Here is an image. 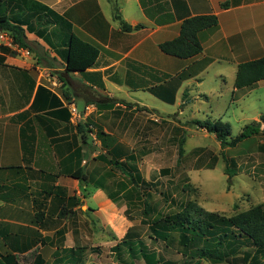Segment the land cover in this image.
Listing matches in <instances>:
<instances>
[{
	"label": "crops",
	"instance_id": "0c3cea01",
	"mask_svg": "<svg viewBox=\"0 0 264 264\" xmlns=\"http://www.w3.org/2000/svg\"><path fill=\"white\" fill-rule=\"evenodd\" d=\"M1 1L29 26L31 49L0 53V254L16 264H87L91 249L78 243L94 237L96 218L108 226L116 223L113 215L126 213L112 198L124 191L109 168L92 160L86 125L96 105L102 107L97 119L104 131L119 138L104 153L139 174L137 157L122 137L137 133L143 115L170 120L200 99L218 98L226 84L224 71L230 73L233 101L264 87L259 81L252 88H234L238 65L264 57V0ZM114 13L133 29L123 31ZM204 14L218 22L198 33V55L181 60L160 51V43L178 36L184 19ZM69 33L98 50L85 71L65 70ZM213 69L222 83L201 89L205 73ZM140 91L176 109L145 106Z\"/></svg>",
	"mask_w": 264,
	"mask_h": 264
},
{
	"label": "rangeland",
	"instance_id": "374dc122",
	"mask_svg": "<svg viewBox=\"0 0 264 264\" xmlns=\"http://www.w3.org/2000/svg\"><path fill=\"white\" fill-rule=\"evenodd\" d=\"M9 9L10 7L3 4L0 14L6 13L11 19H18L13 18V12ZM32 22L33 27H37L34 19ZM43 23L39 27L41 31L46 32L48 28H45ZM0 53L15 55L17 51L0 44ZM1 57L0 60L4 64V56ZM57 64L58 61L55 62V65ZM215 74L214 69L205 73L201 89L208 91L222 83ZM224 76L226 84H222V94L218 98H209L207 101L200 99L191 104V108L184 115L179 116L176 112L170 116V120H163L155 115V121L151 116L143 115V130L140 126L136 134L122 137L123 144L128 148L132 147V152L138 160L140 177L149 181L148 187L139 188L129 176L120 174L111 162L114 158L104 153L105 149L119 142V138L104 131L102 120L97 119L102 107L96 105L92 113L94 118L88 120L89 125L95 129L97 140L92 141L89 137L91 153L95 155L92 160H98L100 165L109 168L108 173L111 171L115 185L124 191L123 197L118 199L114 193L112 198L115 196V202L125 207L126 216L113 215L116 223L108 226H104L96 218L94 237L89 243H78L79 247L91 249L87 254V264H147V259L156 261L160 257L163 261L180 264L183 250L178 244L177 230H171L165 241L154 239L149 225L157 215L184 211L190 221H195L203 219L209 213L231 217L254 206L264 207V132L244 140L235 148L222 149L213 134L190 124L195 120H220L222 124L229 125L230 137L234 138L247 124L259 122L260 115H264V87L247 90L250 92L242 99L233 101L230 94V73L224 71ZM138 95L140 102L145 106L161 111L176 109L160 102L148 92L140 91ZM180 109H184V105ZM261 127L264 128V123H261ZM107 130L111 131V127H107ZM182 137L184 153L178 161L177 150ZM226 160L230 172L234 173L229 182L225 174ZM114 172L124 179V182L119 181ZM144 201L148 203V216L143 215ZM118 220L123 223L120 225ZM127 230V233L133 235L131 239L140 241L134 245L132 252L122 246L116 248L119 237ZM190 243L193 244L188 255L199 251L201 243L204 242L201 238H194ZM223 253L227 258L222 262L203 261L200 264H252L255 251L247 244H239L228 246L223 249ZM245 258L247 259L244 260ZM260 259V262H264V258Z\"/></svg>",
	"mask_w": 264,
	"mask_h": 264
},
{
	"label": "trees",
	"instance_id": "16d2710c",
	"mask_svg": "<svg viewBox=\"0 0 264 264\" xmlns=\"http://www.w3.org/2000/svg\"><path fill=\"white\" fill-rule=\"evenodd\" d=\"M3 4L4 3L1 1L0 8ZM221 7L226 8L227 4H223ZM113 10L115 12V5L113 6ZM113 18L119 22L123 31L129 32L133 29L126 25L116 13L113 14ZM217 22V17L213 14L188 17L182 21L178 36L172 40L160 43L159 49L163 54L177 59H190L202 51V46L198 40V33L215 27ZM25 25L26 28L23 27ZM140 27L141 25H137L135 26V29ZM0 29L8 32L12 37L13 43L19 48L28 51L31 49L26 40V30L29 29V26H27L26 23L11 19L6 13H3L0 14ZM63 56L66 71L81 72L85 71L96 62L98 50L94 46L69 33L66 37V50L64 51ZM1 58L2 57L0 56V59ZM0 64H3L2 60H0ZM259 81H264V57L243 62L238 65L234 80L235 89L252 88ZM169 101L173 102V96ZM114 102H116V99H111V103ZM126 106L130 107V104H127ZM138 110L148 112L145 108H139ZM261 123H264V115H260L259 122L253 121L250 124H247L241 133L236 137L231 138L229 125L222 124L219 120L214 122H210L209 120H195L190 122V124H194L207 133L213 134L222 149L235 148L244 140L264 132ZM86 127L88 128V125H86ZM86 133L88 135V129ZM183 144L184 138L182 137L177 150L178 161L183 157ZM111 162L121 173L129 176L137 187H148L150 185V183L144 181L140 177L136 167H125V165L122 164V162H119L115 157ZM225 174L228 176L229 182L234 173L230 172V168L227 166V160ZM71 176L80 180L82 179L75 173ZM147 204L148 203L144 201L143 215L145 216L149 215ZM149 226L151 227L152 234L156 240L165 241L168 239L171 230L175 229L178 231V244L183 250L181 253L183 259L180 264H200L203 261L222 262L227 258L225 257V253H223V249L228 246L233 247L239 244H247L254 248L255 254L252 264H264V262H260V258H264V207L261 205L254 206L247 211L231 217H225L218 213H209L203 219L195 221H190L188 214L184 211H177L171 215H157ZM132 237L133 235L127 233L122 241L117 243L116 248L122 246L128 252H132L134 245L140 243L136 238L131 239ZM194 238H201L204 243H201L199 251L188 255L193 244L190 242H192ZM211 241H213V243H211ZM241 241L246 243H240ZM12 259L13 258L10 255L0 254V264H16ZM246 259L247 258L244 260ZM146 263L172 264L171 261H163L162 257L156 261L147 259Z\"/></svg>",
	"mask_w": 264,
	"mask_h": 264
},
{
	"label": "built area",
	"instance_id": "2783aa9c",
	"mask_svg": "<svg viewBox=\"0 0 264 264\" xmlns=\"http://www.w3.org/2000/svg\"><path fill=\"white\" fill-rule=\"evenodd\" d=\"M0 44L5 45L6 47H9L16 51L21 50L22 52H25V54H28V52L25 49L19 48L17 45L13 43L12 37L8 32L3 31L1 29H0ZM152 118L153 120L157 121L154 115L152 116ZM87 129H88L89 137L92 139V141L96 142L97 141L96 132L94 127L92 125H88Z\"/></svg>",
	"mask_w": 264,
	"mask_h": 264
}]
</instances>
